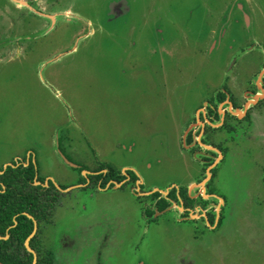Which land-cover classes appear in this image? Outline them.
I'll use <instances>...</instances> for the list:
<instances>
[{
	"label": "rangeland",
	"instance_id": "1",
	"mask_svg": "<svg viewBox=\"0 0 264 264\" xmlns=\"http://www.w3.org/2000/svg\"><path fill=\"white\" fill-rule=\"evenodd\" d=\"M36 4L40 16L0 0V170L32 160L52 186H74L40 227L54 264H264V140L239 132L224 145L209 185L224 200L215 228L172 212L149 221L132 182L100 188L84 173L135 172L143 190L202 177L182 134L227 84L226 45L235 42L206 44L215 23L207 12L222 1ZM257 40L264 50V36ZM253 55L236 70L246 87L264 60Z\"/></svg>",
	"mask_w": 264,
	"mask_h": 264
},
{
	"label": "flooded vegetation",
	"instance_id": "2",
	"mask_svg": "<svg viewBox=\"0 0 264 264\" xmlns=\"http://www.w3.org/2000/svg\"><path fill=\"white\" fill-rule=\"evenodd\" d=\"M10 1L17 7L24 2L23 6L27 7L30 13L42 15L37 8L36 0H18L20 3L16 0ZM221 1L220 10L210 8L211 11L207 12L211 14L209 18H215V23L209 30L207 29L206 44L212 39L208 51H213L218 41L223 43L226 39L235 42L226 45L227 60L224 66L225 72L228 73L227 84L212 92L210 97L201 103L185 124L182 134L184 141L182 149L204 165L202 177L197 181H190L184 187L171 184L162 189L143 190L144 180L135 172L123 176L105 167H101L95 173L84 171L91 180L94 178L99 182L100 188L122 187L132 182V188L145 204L149 221L155 220L157 214L172 212L176 215L180 213L182 220L204 221L206 218L211 228L220 226L224 200L217 196L209 185L215 176L214 171L218 163L224 157V145L231 135L235 138L239 132L252 139L264 140V60L261 61L264 50L261 49V42L257 40V37L264 36V31L256 32L259 23L264 22V5L260 0ZM217 20H220L218 24ZM235 28L242 31L239 42L231 38ZM254 52L258 53L259 63L263 64L254 82L252 79L250 87H246L236 70L243 63H253L252 59L256 57L253 55ZM231 53L233 56L229 62ZM259 63L254 64L257 66ZM203 146L208 148L207 154L200 151ZM9 168L6 165L4 170H0V264H27L31 256L33 259L31 264L35 257L36 264L39 261L41 264H54V259L50 257L51 253L42 245L39 237L40 227L41 224L53 221L61 197L74 186H52L49 180L40 177L32 160L23 159L13 167L22 169L19 176L22 186L10 187L1 178ZM194 184L198 185V193L193 192Z\"/></svg>",
	"mask_w": 264,
	"mask_h": 264
},
{
	"label": "trees",
	"instance_id": "3",
	"mask_svg": "<svg viewBox=\"0 0 264 264\" xmlns=\"http://www.w3.org/2000/svg\"><path fill=\"white\" fill-rule=\"evenodd\" d=\"M21 173H22V169L21 168L10 167L8 170H6L5 174L1 176V178L3 180H5V183H6L7 186L18 187V186H22L21 185L22 181L19 178V176H21ZM30 230H31V227H30ZM26 235H25V237H26ZM32 260L33 259H32V256H31V258L28 260L27 264H31ZM38 264H41V261H39Z\"/></svg>",
	"mask_w": 264,
	"mask_h": 264
},
{
	"label": "water",
	"instance_id": "4",
	"mask_svg": "<svg viewBox=\"0 0 264 264\" xmlns=\"http://www.w3.org/2000/svg\"><path fill=\"white\" fill-rule=\"evenodd\" d=\"M17 2H19L20 3V1H18V0H16ZM21 4H24V2H21ZM211 174L209 173V176H210ZM37 263V257H35V259H34V261H33V264H36Z\"/></svg>",
	"mask_w": 264,
	"mask_h": 264
}]
</instances>
